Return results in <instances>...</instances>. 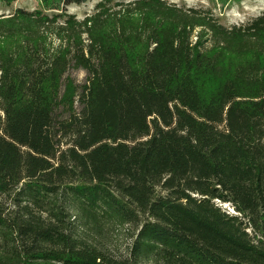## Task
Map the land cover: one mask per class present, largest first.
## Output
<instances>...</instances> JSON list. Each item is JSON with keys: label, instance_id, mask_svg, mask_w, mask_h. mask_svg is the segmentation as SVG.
<instances>
[{"label": "trees", "instance_id": "1", "mask_svg": "<svg viewBox=\"0 0 264 264\" xmlns=\"http://www.w3.org/2000/svg\"><path fill=\"white\" fill-rule=\"evenodd\" d=\"M85 1L0 14V264H264V11Z\"/></svg>", "mask_w": 264, "mask_h": 264}, {"label": "rangeland", "instance_id": "2", "mask_svg": "<svg viewBox=\"0 0 264 264\" xmlns=\"http://www.w3.org/2000/svg\"><path fill=\"white\" fill-rule=\"evenodd\" d=\"M99 0H86L81 4H71L67 6L66 13L74 15L76 19H82L94 10V6ZM111 4L116 1H131V0H111ZM169 3L175 4L177 7L182 8H202L210 9L218 22L224 26L233 24L245 23L253 17L259 15L264 11V0H167ZM24 9L33 11L34 9H41L42 6L39 0H14L10 6L0 3V14L3 16H10L15 9ZM44 14L52 16L53 14L60 13L56 10L43 11ZM63 20V17L59 19ZM70 75L78 83H82L85 78V72L82 70L70 71ZM107 242L110 248L113 249L115 254L126 253V248L129 243V238L126 231L118 228L115 231H110L108 234Z\"/></svg>", "mask_w": 264, "mask_h": 264}, {"label": "water", "instance_id": "3", "mask_svg": "<svg viewBox=\"0 0 264 264\" xmlns=\"http://www.w3.org/2000/svg\"><path fill=\"white\" fill-rule=\"evenodd\" d=\"M223 207H227V209H228V211H229V212H231V213H234V214H235V212H234L232 209H230V208H229V206H227V205H224Z\"/></svg>", "mask_w": 264, "mask_h": 264}, {"label": "bare ground", "instance_id": "4", "mask_svg": "<svg viewBox=\"0 0 264 264\" xmlns=\"http://www.w3.org/2000/svg\"><path fill=\"white\" fill-rule=\"evenodd\" d=\"M231 209V208H230Z\"/></svg>", "mask_w": 264, "mask_h": 264}]
</instances>
